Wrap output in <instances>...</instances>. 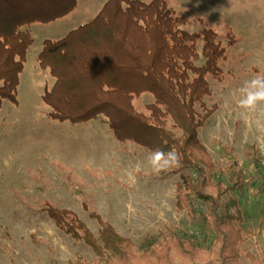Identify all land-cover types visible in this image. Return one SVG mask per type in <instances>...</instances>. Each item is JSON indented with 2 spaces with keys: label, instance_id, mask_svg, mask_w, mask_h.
<instances>
[{
  "label": "rangeland",
  "instance_id": "rangeland-1",
  "mask_svg": "<svg viewBox=\"0 0 264 264\" xmlns=\"http://www.w3.org/2000/svg\"><path fill=\"white\" fill-rule=\"evenodd\" d=\"M106 1L77 0L67 17L24 29L33 44L19 77L18 105L4 101L0 110V264L103 263L90 247L56 226L43 211L46 204L73 212L95 237L99 226L89 212L96 213L133 242L138 252L146 234L155 242L160 241L159 233L193 235L198 255L188 258L171 252L172 264H264V233L259 231L264 174H257L246 157L254 146L264 158V104L255 110L239 106L245 82L264 77V0H164L186 19L184 31L213 30L226 50L220 65L223 78L220 82L209 79L212 96L205 100L207 106L218 108L199 131L217 166L233 165L224 152L231 147L237 169L243 173L242 188L231 193L241 210L242 219L235 225L242 232L240 258L224 263L206 223L192 221L185 211L176 212L179 175L154 172L151 154L116 141L101 116L76 125L47 118L49 109L41 97L54 79L38 66L42 43L57 41L93 20ZM230 32L236 43L229 47L225 35ZM203 63L201 57L197 65ZM150 103L151 95L143 94L134 106L145 113ZM216 177L229 184L227 173Z\"/></svg>",
  "mask_w": 264,
  "mask_h": 264
},
{
  "label": "trees",
  "instance_id": "trees-1",
  "mask_svg": "<svg viewBox=\"0 0 264 264\" xmlns=\"http://www.w3.org/2000/svg\"><path fill=\"white\" fill-rule=\"evenodd\" d=\"M76 7L77 0H0V110L4 101L18 105L19 77L33 44L24 29L63 19ZM185 24L186 19L164 0L106 1L93 20L57 41L42 43L38 66L49 72L54 83L41 99L51 121L76 125L101 116L119 143H132L150 154L157 149L176 152L180 165L160 172L179 175L176 212L204 221L220 246L223 263L237 262L242 232L235 225L242 218L231 193L242 188L243 173L231 147L224 152L233 165L221 169L199 138L218 108L207 106L205 100L212 96L209 79L223 78L220 65L226 50L215 31L188 33ZM225 38L229 47L235 45L231 32ZM201 57L204 63L199 66ZM143 94L152 97L145 113L134 106ZM246 157L257 174H264V158L254 146ZM223 173L228 185L216 177ZM43 211L59 229L90 247L102 264H172L171 252L188 258L198 255L191 234L159 233V242L146 234L138 252L133 242L94 212L89 218L99 226L96 237L71 211L51 204ZM259 231L264 233V216Z\"/></svg>",
  "mask_w": 264,
  "mask_h": 264
},
{
  "label": "clouds",
  "instance_id": "clouds-1",
  "mask_svg": "<svg viewBox=\"0 0 264 264\" xmlns=\"http://www.w3.org/2000/svg\"><path fill=\"white\" fill-rule=\"evenodd\" d=\"M242 98L239 101L240 108L244 110H255L264 104V77H255L245 82L240 89ZM150 165L154 172L166 171L171 167H178L181 163L180 156L173 151L167 153L155 150L149 157Z\"/></svg>",
  "mask_w": 264,
  "mask_h": 264
}]
</instances>
